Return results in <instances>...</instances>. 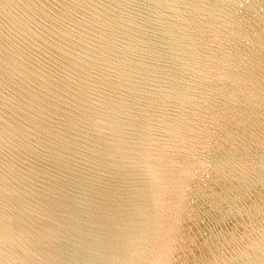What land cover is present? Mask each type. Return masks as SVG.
<instances>
[{"label":"water","instance_id":"1","mask_svg":"<svg viewBox=\"0 0 264 264\" xmlns=\"http://www.w3.org/2000/svg\"><path fill=\"white\" fill-rule=\"evenodd\" d=\"M0 264H264V0H0Z\"/></svg>","mask_w":264,"mask_h":264}]
</instances>
